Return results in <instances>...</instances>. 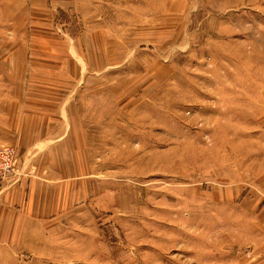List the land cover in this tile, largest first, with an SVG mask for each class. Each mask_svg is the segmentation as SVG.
Masks as SVG:
<instances>
[{"label":"rangeland","instance_id":"obj_1","mask_svg":"<svg viewBox=\"0 0 264 264\" xmlns=\"http://www.w3.org/2000/svg\"><path fill=\"white\" fill-rule=\"evenodd\" d=\"M9 146L0 264H264V0H0Z\"/></svg>","mask_w":264,"mask_h":264},{"label":"crops","instance_id":"obj_2","mask_svg":"<svg viewBox=\"0 0 264 264\" xmlns=\"http://www.w3.org/2000/svg\"><path fill=\"white\" fill-rule=\"evenodd\" d=\"M0 187V263L20 261L34 255L30 180L27 168L12 173ZM36 218H40L38 213Z\"/></svg>","mask_w":264,"mask_h":264},{"label":"built area","instance_id":"obj_3","mask_svg":"<svg viewBox=\"0 0 264 264\" xmlns=\"http://www.w3.org/2000/svg\"><path fill=\"white\" fill-rule=\"evenodd\" d=\"M15 162V154L10 146L0 149V186L10 174L14 173Z\"/></svg>","mask_w":264,"mask_h":264}]
</instances>
